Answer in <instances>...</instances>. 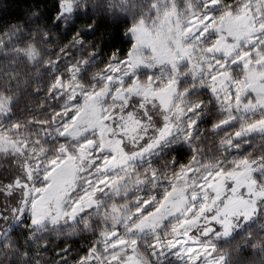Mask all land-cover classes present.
I'll list each match as a JSON object with an SVG mask.
<instances>
[{"label":"snow or ice","instance_id":"1","mask_svg":"<svg viewBox=\"0 0 264 264\" xmlns=\"http://www.w3.org/2000/svg\"><path fill=\"white\" fill-rule=\"evenodd\" d=\"M21 12L0 25V46L57 41L44 68L48 98L63 103L50 119L28 118L44 125L49 155L0 89V153L23 157L0 174V220L42 227L105 208L88 245L75 258L57 249L55 264H225L222 237L253 222L264 235V148L227 159L248 147L243 137L264 140V0H144L139 11L127 0H42ZM125 18L131 42L102 49ZM207 118L212 132L235 125L211 162L200 145Z\"/></svg>","mask_w":264,"mask_h":264},{"label":"trees","instance_id":"2","mask_svg":"<svg viewBox=\"0 0 264 264\" xmlns=\"http://www.w3.org/2000/svg\"><path fill=\"white\" fill-rule=\"evenodd\" d=\"M41 2L42 0H0V25L20 19L23 13L16 15V10L22 9L26 5ZM46 2L50 7L51 0H46ZM127 2L130 8L139 11L144 0H127ZM5 8L7 9L6 12ZM125 20L126 18L119 25V36L116 39H112L105 33L104 38L98 41L102 49L126 48L131 42V38L123 33ZM99 34L97 32V36ZM70 38L71 33H68L62 39L68 40ZM0 39H4V37H0ZM56 43L57 41H53L49 46V44H41L38 39L34 41L21 38L13 39L10 43L5 41V44L0 46V89L11 94L13 114L23 124L27 125L24 129L26 133H35V137L30 138L42 139L46 142L45 146L49 155L52 153L53 141L40 131L44 125L37 124L35 120L28 124V118L31 116L41 121L50 119L56 104L63 103V101L56 99L50 100L46 87L48 75L44 64L55 53ZM18 47L24 50L34 48L36 50L35 59L30 61L23 53L18 54ZM36 87L40 88L39 92L34 90ZM212 115L218 114L213 113ZM210 122V118L200 122L204 129L203 133L200 134L202 156L208 157L209 162L223 155V151L219 148L220 138L224 136L225 132L231 135V131L235 129V125H231L219 132H212L209 131ZM4 123L6 125L7 121ZM49 127H51V123H49ZM243 140L248 142V147L240 153L233 149L232 155L227 156L229 161L233 159V156L243 157L246 153L254 155L261 148H264V140L261 139L258 132L243 137ZM154 162L159 163L160 158L156 157ZM15 170H18V167L15 165L13 154L11 152L0 153V174ZM99 211L101 215L81 216L73 223H66L58 227L30 228L26 218L20 220L6 232L7 238L0 246V264H34L35 261H39V264H55L57 249H63L66 245L70 246V255L75 258L77 253L93 239V230L103 226L101 217L104 209ZM257 227V223L253 222L244 227L243 232L237 231L232 239L221 238L217 242L219 251L226 255L225 264H264V252L260 250V241L264 239V235L257 233ZM250 231L255 233L254 240L248 238ZM29 234H31V238L27 239ZM150 239L151 237L146 240L150 241Z\"/></svg>","mask_w":264,"mask_h":264},{"label":"rangeland","instance_id":"3","mask_svg":"<svg viewBox=\"0 0 264 264\" xmlns=\"http://www.w3.org/2000/svg\"><path fill=\"white\" fill-rule=\"evenodd\" d=\"M255 114H253L254 116ZM14 156V162H15V165L19 168V165L21 164L22 160H23V157L20 156V155H13ZM111 175V173H109ZM81 175L87 179V173L86 172H82ZM219 189L222 191L223 190V183H220L219 184ZM4 205L2 203H0V208H3ZM45 208H46V205H45ZM101 209H104V212H105V208H101ZM5 215H7V220H0V234H5L6 232H8L11 228H13L15 226V224H17L20 220L17 219V220H13L11 214H8V213H5ZM81 216H77L75 220H71V219H67V218H64V219H61L59 221V223H56V224H52L50 222H48L47 220L44 221L43 223V226H50V227H58L60 225H63V224H66V223H73L75 222L77 219H79ZM7 234V233H6ZM161 235H163V231L161 230ZM150 235H145L144 236V239L146 240L147 238H149ZM223 238V237H222ZM226 262V261H225Z\"/></svg>","mask_w":264,"mask_h":264}]
</instances>
